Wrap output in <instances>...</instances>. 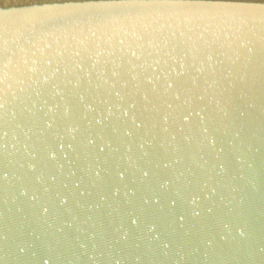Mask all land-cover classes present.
<instances>
[{
  "label": "water",
  "instance_id": "water-1",
  "mask_svg": "<svg viewBox=\"0 0 264 264\" xmlns=\"http://www.w3.org/2000/svg\"><path fill=\"white\" fill-rule=\"evenodd\" d=\"M129 2L0 0V264H264V0Z\"/></svg>",
  "mask_w": 264,
  "mask_h": 264
},
{
  "label": "snow or ice",
  "instance_id": "snow-or-ice-1",
  "mask_svg": "<svg viewBox=\"0 0 264 264\" xmlns=\"http://www.w3.org/2000/svg\"><path fill=\"white\" fill-rule=\"evenodd\" d=\"M184 6L180 4L169 3V0H152V3H141L140 0H130L129 3L119 4V5H107L105 7H129V8H137V7H160V8H168V7H177ZM210 7H259L264 9V4L260 5H209ZM79 72H87L89 76H91V69H84L81 67ZM113 76L119 75V73L113 72Z\"/></svg>",
  "mask_w": 264,
  "mask_h": 264
}]
</instances>
